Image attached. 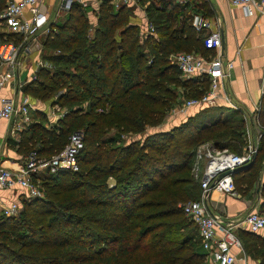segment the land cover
Masks as SVG:
<instances>
[{"label": "trees", "instance_id": "obj_1", "mask_svg": "<svg viewBox=\"0 0 264 264\" xmlns=\"http://www.w3.org/2000/svg\"><path fill=\"white\" fill-rule=\"evenodd\" d=\"M157 4L150 0L146 6L154 33L138 32L137 24L126 22L115 35L129 5L115 8L108 0L98 5L90 37L86 10L77 2L56 30L49 26L43 44L52 51L46 58L54 66L40 67L21 89L41 101L57 95L68 110L51 128L31 114L20 143L26 151L40 131L34 150L48 158L79 131L78 169L57 167L43 179L41 196L21 200L17 216L0 212V264H206L196 226L181 220L178 206L200 193L199 181L194 179L199 190H187L192 177L181 174L189 170L193 176V141L187 136L192 130L217 131L212 137L217 147L241 152L245 121L237 109L205 106L197 118L171 129L123 139V133L138 135L160 124L179 102L177 89L190 97L208 87L205 77H182L167 57L176 51H211L176 4ZM3 35L0 39L20 41L15 33ZM260 104L264 124V93ZM262 156L264 132L252 161L233 171L236 190L240 183H253L256 165L250 164ZM236 233L245 253L264 264V235L243 225Z\"/></svg>", "mask_w": 264, "mask_h": 264}, {"label": "built area", "instance_id": "obj_2", "mask_svg": "<svg viewBox=\"0 0 264 264\" xmlns=\"http://www.w3.org/2000/svg\"><path fill=\"white\" fill-rule=\"evenodd\" d=\"M42 1H6L0 11V24L3 23L4 26V30L0 29V32L4 33L3 37L7 33H15L19 35L20 41L16 42L14 39L0 41V65L2 64L13 71L20 67L21 56H28L34 48V42L40 37L39 35L49 31L47 16L40 8ZM97 1L100 3L103 0ZM108 1L116 7L134 5L139 9V12L141 11V24L144 26V32H155V26L149 20L146 11L150 0L144 4L142 0ZM154 1L158 3L157 5L166 8L171 3L176 4L181 13L188 16L187 20L196 34L202 38L203 45L211 51L207 54L193 50L176 51L169 54L172 63L178 67L182 77H205L208 80V87L204 92L200 95L187 97L181 100L178 106L173 107V116L185 113L190 106L216 105L222 97L228 101V92L221 93V88L225 87V81L230 76L233 60L222 57L220 29L215 20L203 13L200 5L202 0ZM73 2H78L83 7L87 5V0H61L60 8L68 10ZM230 3L235 8H239L244 15H254L257 12L264 14V0H230ZM262 47L264 50V41ZM37 66L52 68L53 64L37 61ZM36 76L32 71L26 78L18 81L19 86H22L23 81L35 79ZM7 78V71L0 69V89ZM232 107H235V104ZM31 109H33V105L27 95L21 96L17 102H14L12 98L3 97L0 105V118L10 124V132L14 133L31 121ZM262 131H264V127L258 129L256 136L250 132L246 133V144L241 152L231 151L226 147L219 148L209 141L199 143L192 151L190 169L199 180V197L183 200L178 203V206L195 224L200 246L214 264H246L235 251V247H242L235 230L237 225L246 226L250 230L264 229V213L251 209L238 216L234 221L229 217L223 218L215 214L207 202V193L210 189L232 195L237 194L233 171L252 161L257 152ZM81 138L82 135L79 131L72 133L69 143L62 152L54 153L48 158L38 156L33 149L25 155L23 165L18 169L0 166V211L6 216L15 215L20 207L17 196L22 194L32 198L42 195L40 187L34 182L37 170L42 165L52 168L67 166L77 170L76 153L82 146Z\"/></svg>", "mask_w": 264, "mask_h": 264}, {"label": "crops", "instance_id": "obj_3", "mask_svg": "<svg viewBox=\"0 0 264 264\" xmlns=\"http://www.w3.org/2000/svg\"><path fill=\"white\" fill-rule=\"evenodd\" d=\"M0 1H3L5 5L7 0ZM60 2L61 0H43L40 3L41 10L47 16V25H53L51 26L52 28L56 27V23L63 22L66 19L68 10L61 9ZM4 5L0 8V11ZM98 5L99 2L97 0H87V5L81 7L86 10V14L89 11L95 14ZM200 5L202 6L203 13L215 20L220 29V49L222 57L233 60L230 76L225 81V87L221 88V93L224 91L228 92L229 100L227 101V99L222 97L219 99L218 104L240 111L245 121V134L250 132L256 136L258 129L264 127V124L259 120L260 103L264 93V50L262 47L264 41V14L257 12L254 15H244L239 8L231 5L230 0H202ZM45 34L39 35L40 37L34 42L32 52L28 56H21L20 67L15 68L13 73L9 74L8 82L0 89V105L1 98L3 97L12 98L14 102H17L21 96L27 95L33 105V110L42 111L44 114L49 115L47 109H44L40 104L44 103V101L31 97L23 92L18 82L22 78L30 75L28 74L29 71L31 73L34 70H39V67L35 65L39 57L37 59L35 58L37 55H42L38 54L37 45L38 40L41 37L43 40ZM43 48L48 49L44 44L42 45ZM26 59H29V61L32 60L27 64ZM49 100L51 101V99ZM233 104H235V107H232ZM193 107L195 105L188 107L185 113L178 114L179 119L184 120L189 109ZM173 123L172 121L171 127ZM26 125L11 133L10 124L5 119L0 118V166L18 169L23 165L25 148L20 141L22 136L21 132ZM29 134L30 132L26 130V136H29ZM252 164L256 165V177L249 186L240 183L237 188V194L232 195L216 189H210L208 191L207 202L215 214L223 218L229 217L236 221L238 216L251 209L257 211H259V207L264 209V191L262 189L264 183V156L257 162L254 160L250 165ZM41 167L37 170L36 174L41 172ZM238 226L240 225H237L235 228L236 232ZM258 233L264 235V229L258 230ZM235 251L237 256L243 259L246 264H260L259 259L246 254L243 247H235ZM205 262L207 264H214L206 254Z\"/></svg>", "mask_w": 264, "mask_h": 264}, {"label": "rangeland", "instance_id": "obj_4", "mask_svg": "<svg viewBox=\"0 0 264 264\" xmlns=\"http://www.w3.org/2000/svg\"><path fill=\"white\" fill-rule=\"evenodd\" d=\"M143 4L145 2H147V0H144L142 1ZM147 4V3H146ZM123 6V5H121ZM148 6V5H147ZM114 7L116 8V6L114 5ZM123 12L124 15L126 16V18H124L125 20L123 21H120L118 22V24L115 25V28H114V34L115 35H118V32L121 30V28L124 26V24L126 22H129V23H134V24H137V30L138 32H141V33H146L144 32V26L141 24V11L139 12V9L136 8L134 5L133 6H124L123 7ZM87 18H85L87 21H88V34H89V37L90 35L92 34L93 32V28L95 26V22H96V14H94L93 12L89 11L87 14ZM51 26V25H49ZM85 26V25H84ZM4 26H3V23L0 24V29L1 30H4L3 29ZM52 29H55L56 30V27H53ZM50 30V29H49ZM4 33H1V35H3ZM143 38L144 36L140 37V40L143 42ZM2 39H0L1 41ZM42 45H43V40H42V37L41 39L38 41V45H37V50H38V54H41L42 56H39L37 55V57L35 59H37L39 57V59H37L38 61H43V62H50L47 60L46 56L48 54H50L52 51L50 49H45L43 48L42 49ZM36 50V51H37ZM35 51V50H34ZM33 51V52H34ZM32 57V56H30ZM29 57V58H30ZM44 57V58H43ZM24 58V57H22ZM34 59V60H35ZM168 61L172 63V60H171V56L168 55L167 57ZM32 60V59H31ZM30 60V61H31ZM29 59H26V63L28 64V62H30ZM52 63V62H50ZM53 64V63H52ZM37 66V64H35ZM29 66V65H27ZM54 66V65H53ZM40 68V67H39ZM46 68V67H45ZM53 68V67H52ZM0 69H5L8 73V77H9V74L10 73H13V70H10L9 68L5 67L4 65H0ZM37 72L36 70H34V73L37 75ZM28 74H30V71L28 72ZM8 82V78L5 82V84ZM27 81H23L22 83H25ZM177 91L180 93L179 94V97H178V100L179 102H177L176 104H174L168 111L167 113H165V116L163 118V120L161 121L160 124H158L157 126H147L145 130L141 131L138 135L136 134H133V133H123L122 134V137L123 139H130V138H133L135 136H138V137H144V135L148 134V133H152V132H155V131H158V130H167V129H171V122L173 121L174 123L172 124V126L174 125H179L183 122L182 119H179L180 117L175 115V118L173 116L174 112H173V107L175 106H178L179 103L181 102V100L187 98L188 96H186L185 94H181L180 90L177 89ZM186 96V97H185ZM176 100V101H178ZM52 101V102H51ZM50 100H45L44 103H40L41 106H43V108L47 109V112H49V115L48 114H44L42 111H38V110H33V112H31L32 114V120L34 121H37L39 122L41 125L43 126H46L47 128H51L52 126H55L57 124V119L63 115L64 112H66L68 110V107L66 105H61L60 102L58 101V96L57 95H54V97ZM40 102V101H39ZM39 104V105H40ZM83 107L87 108V103L84 102L83 104ZM216 105H219V104H216ZM216 105H195V107L189 109V111L187 112V116L185 117V121L187 120H192L194 118H197L198 114L202 113L203 111H205L206 109H208V107H205V106H216ZM54 107V108H53ZM204 107V108H203ZM238 116V115H237ZM174 118V119H173ZM172 120V121H171ZM113 131H110L111 132H114L116 133L115 129H112ZM218 132L217 131H203V132H193L192 130V133L187 136V138H190L192 136V141H193V145L192 147L190 148L191 150H193L199 143L201 142H204V141H209L211 142L214 146H216V144L213 142V134H217ZM39 134H40V131H38L36 133V137L33 138V140H31V145L29 148L26 149V153H28L29 151L33 150L34 148H36L39 144H40V140H39ZM128 136H127V135ZM126 136V137H125ZM180 139V138H179ZM173 142V141H172ZM31 149V150H29ZM64 149V148H63ZM62 149V150H63ZM62 150H60L59 152L57 153H61ZM77 154V153H76ZM53 154H51L50 156H52ZM43 167L41 172L39 174H36L35 176V183L40 187L43 185L42 181L45 177H47L49 174H51L52 172H55L56 171V168H52L50 166H47V165H42ZM189 170L185 173H181V174H189V176L192 177L191 182H188L186 183V189L188 190L189 188H194V190H199V185L196 181H194V179L197 177H195L194 173H193V176L191 175V173L189 172ZM176 176V174H175ZM188 176V178H190ZM61 180V179H59ZM198 180V179H197ZM199 181V180H198ZM19 201H20V207H19V210L17 212L16 215L14 216H17L19 211L21 210V208L23 207L22 205V201L24 199H28L26 196L20 194L19 196H17ZM22 200V201H21ZM182 201V200H181ZM180 201V202H181ZM263 205V204H262ZM264 207V205H263ZM264 209L260 208L259 207V212H264L262 211ZM1 212V211H0ZM1 215V213H0ZM172 218V217H171ZM181 220H183L184 222H187L189 223V225L195 229V226H194V223L190 220V218L188 216H186L185 214H182V217H181ZM206 263V262H205ZM207 264V263H206Z\"/></svg>", "mask_w": 264, "mask_h": 264}, {"label": "water", "instance_id": "obj_5", "mask_svg": "<svg viewBox=\"0 0 264 264\" xmlns=\"http://www.w3.org/2000/svg\"><path fill=\"white\" fill-rule=\"evenodd\" d=\"M250 163V162H249ZM248 165V163L247 164H245V165H242V166H240V167H238V168H236L234 171H236V170H238V169H240V168H242V167H244V166H247Z\"/></svg>", "mask_w": 264, "mask_h": 264}]
</instances>
